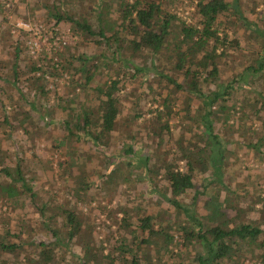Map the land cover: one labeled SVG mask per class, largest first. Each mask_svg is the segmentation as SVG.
<instances>
[{
	"label": "rangeland",
	"instance_id": "obj_1",
	"mask_svg": "<svg viewBox=\"0 0 264 264\" xmlns=\"http://www.w3.org/2000/svg\"><path fill=\"white\" fill-rule=\"evenodd\" d=\"M58 1L0 0V166L13 167L16 159L20 157L25 179L37 191L40 200L48 205L64 204L81 216L85 235L74 238L71 243L67 240L62 241L63 243L58 246L56 243L52 264H83L84 262H86L84 264H110L98 255L87 253L84 241H88L94 251L101 249L103 254L112 252L115 257L114 264H121L122 256L116 248L123 242L121 239L126 238V242H130L138 233V218L153 213L157 225L166 221L168 217L172 221L175 218L178 221L182 220L183 216L181 214L176 216L175 210L168 206L167 201L161 195L166 185L165 181L161 180L160 175H156L157 183L150 181L147 173L144 174L145 166L139 162L138 157L149 155L152 159L151 163L153 161L159 163L162 158L173 159L177 156L179 152L177 138L184 123L188 121L187 118L182 117L184 114L182 101L186 93L176 94L177 100L173 105L168 123L169 132L163 129V125L160 126L161 123L156 121L155 117L148 121L147 117L158 114L157 110L161 108L162 99L168 93L169 88L166 82H161L154 76L153 71L156 69L151 66L145 72L144 70L135 71L134 67L144 69L146 64H149V58H146L147 51L143 50L141 53L134 54L127 42L130 36L124 34V41L120 42L121 49L114 60L111 50L106 45L96 46L92 41L97 36L90 38L91 40L85 39L70 30L69 24L54 23V19L44 8V3H57ZM63 1H65L67 11L76 10L77 13L87 11V17L91 19V23L96 24L93 16L96 11L95 13L91 11L90 5L99 0ZM103 1V5L111 4L110 0ZM197 1L162 0V7L190 22V20L199 19L196 12ZM226 1L232 2V0ZM239 9L242 16L249 22H256V27L262 28L264 14L262 0H239ZM110 20L109 14L104 17L105 24ZM217 20L220 29L226 30L228 38L234 43L232 47L227 48L219 60L220 81L226 82L237 76V73H241L247 65L257 67L256 57L261 37L253 31L255 25L248 26L246 20L240 19L238 12L232 7L219 15ZM108 29L109 27L105 25L107 32ZM17 39L20 45L19 63L21 66L27 69L34 66L45 72V88L48 90V95L44 100L40 95L36 98L28 96V87L27 89L22 87L23 92L20 97L16 86L27 85L23 80L17 85H11V59L14 56ZM171 46L163 47L156 54L155 61L159 65L157 68H165V73H172L169 69L172 68L174 61V58L169 56ZM221 48L217 51L220 52ZM80 53H95V59L98 61V67L88 83V88L98 87L103 81L120 79V115L114 130L105 139L102 147H96L90 141L83 139L60 143L56 146L59 140L65 137V128L61 122L69 113V108L65 106L66 100L69 99L72 103L71 107L78 110L81 99H93L94 97L90 89L84 92L80 83H73L74 78L71 73L74 69L67 66L68 59H72L73 65L77 66L76 58L72 57ZM72 54L74 56L71 57ZM97 54L100 56L98 57ZM61 55L63 56L62 65L68 69L60 68L58 60ZM123 59H128L130 63ZM52 63H55L54 67ZM261 71L264 72V69L254 72L249 85L245 84L249 76L244 71L245 83H241V88L234 92L230 101L232 102L234 98L249 99L251 105L254 100H260L257 93L264 94V74L261 75ZM39 73V71L36 72L37 75ZM172 74L181 80L180 76ZM213 87V84L202 83L203 91ZM11 97L19 101L16 103L24 110L29 108V104L24 101L25 97L29 100L34 99L38 106L44 101L41 107L42 112L48 109L49 103L55 102V99L60 100V105L52 107L50 112H47L48 115L43 113L45 115L43 118L31 119L24 113L20 122L12 119L11 125L14 126L11 128L6 127L2 122L4 114L11 116L17 111L15 110L17 108L9 104L3 105V100L9 101ZM197 103V99L192 101L191 110ZM263 111L264 108L250 119L245 117L241 119L239 117L241 112H237L228 121L231 124L230 127L220 126L215 122V131L220 133L226 146L222 182L238 195H242L238 199L239 207L246 205L248 200L256 194L258 187L264 188V152L263 156H260V153L245 147L244 144L255 141L262 135L263 130L259 117ZM135 113L141 116L137 119L139 124L130 118ZM197 117L199 116L196 115L195 119ZM128 146L132 148L130 153L125 152ZM262 149L264 151V148ZM128 162H130L129 165ZM112 170H115L116 175L114 182L109 180ZM211 172L210 169L200 172V178L196 177L197 188L201 189L205 183L208 186L209 180L206 178L211 175ZM81 176L84 177L87 186L77 192L75 188ZM123 177H128V180L123 181ZM4 180L3 174L0 173V183ZM155 184L159 186V192L153 190ZM219 187V198H223L227 190L221 185ZM211 191V188H208L203 195L199 196L197 203L199 206L195 208L198 212H204L201 207L202 201L210 196ZM192 195L193 191L184 195V203H190ZM229 195L233 202L235 197L232 194ZM121 208L123 211L127 209L130 218L122 219ZM228 213L232 214L233 211L228 210ZM257 215V211L254 210L250 217L255 218ZM56 220L61 222L62 215L58 214ZM6 229L9 230L6 241L9 239L22 242L23 250L19 257L25 263L27 256L36 258L38 247L35 243L37 241H49L53 238L42 225L37 209L24 193H21L16 200H0V235L4 234ZM170 229L174 234L176 233L174 227ZM158 242L161 241L158 240ZM139 245L143 264H154L158 260L171 264H193L197 251L202 250V246L196 242L173 243L165 251L157 245L153 247L145 243H139ZM257 249V245H254L253 251L256 252ZM252 252L250 250L241 251V256L235 258L232 264H252L249 260L250 255H253ZM3 260L12 264L14 255L3 252L0 255V262Z\"/></svg>",
	"mask_w": 264,
	"mask_h": 264
},
{
	"label": "trees",
	"instance_id": "obj_2",
	"mask_svg": "<svg viewBox=\"0 0 264 264\" xmlns=\"http://www.w3.org/2000/svg\"><path fill=\"white\" fill-rule=\"evenodd\" d=\"M262 1L264 2V0ZM103 2V0H99L90 5L91 11L94 13L96 11V14H93L94 21H96L95 25L87 17V11H82V13H77L76 10L67 11L63 0L50 4L45 2L44 8L49 16L54 19L55 24L59 22L69 24L70 30L85 39L91 40L90 38L97 36L92 41L96 46L106 45L111 50L114 60H116L117 52L121 49L120 42L124 41V34L130 36L127 42L133 53H141L146 50L148 53L146 58H149V64H146L144 69L134 67L135 71L144 70L145 72L151 66L156 69L153 71L154 76L159 78L161 82H166L167 88H169L168 93L162 99L161 108L157 110L158 114L146 119L149 121L155 117L156 121L161 123L160 126L163 125V129L169 132L168 123L173 105L177 100L176 94L179 92L186 93L182 101L184 104L182 117L188 119L177 138L179 148L177 156L173 159L162 158L159 163L155 161L151 163L152 159L149 155L138 157L139 162L144 164V174L147 173L150 181L157 183L156 175H160L161 180L165 181L166 185L161 195L167 201L168 206L175 210L176 216L180 214L183 216L182 220L178 221L175 218L172 221L168 217L166 221L157 225L153 213L138 218V233L130 242H126V238L121 239L123 242L116 248L122 256L121 264H143L139 243H145L149 247L157 245L158 248L160 247L162 251H165L171 244L177 242L180 244L196 242L202 246V250L197 251L193 264H228L229 262L232 264L235 258L241 256V251L250 250L252 252L254 245H257L258 249L256 252H252L253 255H250L251 259L249 260L252 261V264H264V188L258 187L256 194L248 200L244 207L238 206V199L242 195H238L222 182L226 146L220 137V133L215 131V122L219 123L220 126L230 127L231 124L228 121L237 112H241L239 116L241 119L244 117L250 119L264 108V94L262 92L257 93L260 100H254V98L251 105L249 99L237 100L234 98L232 102L230 101L234 92L241 88V83H245L243 76L245 72L249 76L245 84L249 85L254 72L264 69V14L262 28L259 29L256 27V22H249L242 16L239 0H232V2L198 0L196 12L199 19L190 20V22L165 10L162 7V0H110L111 4L109 5H103ZM231 7L238 12L240 19L246 20L248 26L255 25L253 31L261 37V41L256 57L257 67L247 65L241 73H237V76L222 82L219 75V60L227 48L232 47L234 43L228 38L226 30L220 29L217 19L219 15ZM109 9L110 11H108ZM108 14L111 16V20L105 24L104 17ZM105 25L109 27L108 32L105 30ZM15 44L14 56L11 59V85H17L23 80L27 85L16 86L20 97L23 92L22 87L25 89L28 87V96L36 98L37 95H40L41 99H46L48 90L45 88V72L34 66L29 69L23 68L19 63L20 45L18 39ZM113 44L114 47H112ZM170 45L172 46L169 56L174 58V61L172 68L169 69L172 73L180 76L181 80L175 78L172 73H165V68H157L159 65L155 61L156 54L163 47L166 48ZM218 48H221L220 52L217 51ZM97 55L100 56V54ZM72 56L74 55L72 54ZM95 56V53H80L72 57L76 58L77 66L73 65L72 59L67 58L69 61L67 66L74 69L71 73L74 78L73 83H80L84 92L90 89L94 97L93 99H81L78 110L71 107L72 103L69 99L66 100L65 106L69 108V113L61 122L65 128V137L59 140L56 146H59L60 143L83 139L90 141L96 147H102L105 144V139L115 128L121 111L120 79L103 81L98 87L95 86L96 88H88V83L92 80L94 71L98 67ZM61 59H63L62 55L58 60L60 68L68 69L62 65ZM125 61L130 63L128 59ZM54 64L52 63V66ZM37 71L40 72L39 75L36 74ZM263 74L264 72L261 73V75ZM202 83H210L214 87L203 91ZM195 99L198 100V103L193 105L194 108L191 110V103ZM24 101L29 104L27 110L20 107L16 103L19 101H15L13 97L9 101L3 100V105L9 104L13 108H17L14 115H3L2 122L6 127L12 128L14 126L11 125L12 119L22 120L24 113L31 119L43 118L45 113L48 115L47 112H50L52 107L60 105V100L55 99V102L49 103L48 109L42 112L41 107L44 101L39 106L34 99L29 100L28 97H25ZM196 115L199 116L197 119H195ZM140 117L139 114L135 113L130 118L133 122L138 123L137 119ZM259 120L263 130L262 135L255 141L244 144L245 147L252 148L260 153V156H263L264 111ZM125 152H132V148L128 146ZM21 160L18 157L13 167L0 166V173L5 179L3 183H0V200H16L21 193L26 194L37 209L42 225L53 238L49 241H37L35 243V246L38 247L36 258L27 256L28 259L25 263L19 257L23 250L22 242L10 241L9 239L6 241L5 239L9 235V230L6 229L4 234L0 235V255L3 252L13 254L14 261L12 264H52L56 243L57 246L65 240L71 243L74 238L85 235L81 216L74 209L64 204L48 205L45 201L40 200L37 191L25 179ZM127 164L129 165L130 162ZM208 169L212 171L211 175L206 178L209 180L208 186L205 183L201 189L197 188L196 177L200 178V172H206ZM115 176V170H112L109 174L110 182L115 181ZM123 178V181L128 180V177ZM218 184L227 190L223 198H219L220 187ZM86 186L87 183L81 176L75 190L79 192ZM158 188L157 184L153 186V190L156 192H159ZM208 188H211L212 193L202 201L201 207L204 212H198L195 208L199 206L197 204L199 196L203 195ZM190 191H193L192 200L186 204L183 197ZM229 194L235 197L233 202ZM228 210H232L233 213H228ZM254 210L257 211L258 215L251 218L250 214ZM58 214L62 215L61 222L56 220ZM127 218H130V213L124 209L122 219L126 220ZM57 223L58 225H56ZM171 227H174L175 234L170 229ZM158 240L161 242L159 243ZM84 247L87 253L98 255L103 261L114 264L115 257L112 252L103 254L101 249L94 251L88 241H84ZM0 264L8 263L3 260ZM154 264L171 263H163L158 260Z\"/></svg>",
	"mask_w": 264,
	"mask_h": 264
},
{
	"label": "built area",
	"instance_id": "obj_3",
	"mask_svg": "<svg viewBox=\"0 0 264 264\" xmlns=\"http://www.w3.org/2000/svg\"><path fill=\"white\" fill-rule=\"evenodd\" d=\"M23 25H25L24 23H22Z\"/></svg>",
	"mask_w": 264,
	"mask_h": 264
}]
</instances>
